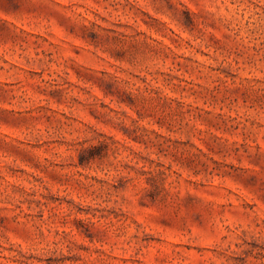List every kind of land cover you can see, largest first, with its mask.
<instances>
[{
	"label": "rangeland",
	"instance_id": "obj_1",
	"mask_svg": "<svg viewBox=\"0 0 264 264\" xmlns=\"http://www.w3.org/2000/svg\"><path fill=\"white\" fill-rule=\"evenodd\" d=\"M0 264H264V0H0Z\"/></svg>",
	"mask_w": 264,
	"mask_h": 264
}]
</instances>
